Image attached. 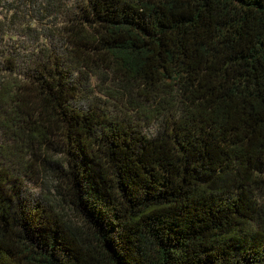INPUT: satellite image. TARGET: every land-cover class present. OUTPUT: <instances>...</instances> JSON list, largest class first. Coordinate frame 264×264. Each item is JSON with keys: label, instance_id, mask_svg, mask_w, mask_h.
Returning <instances> with one entry per match:
<instances>
[{"label": "trees", "instance_id": "trees-1", "mask_svg": "<svg viewBox=\"0 0 264 264\" xmlns=\"http://www.w3.org/2000/svg\"><path fill=\"white\" fill-rule=\"evenodd\" d=\"M0 264H264V0H0Z\"/></svg>", "mask_w": 264, "mask_h": 264}, {"label": "rangeland", "instance_id": "rangeland-1", "mask_svg": "<svg viewBox=\"0 0 264 264\" xmlns=\"http://www.w3.org/2000/svg\"><path fill=\"white\" fill-rule=\"evenodd\" d=\"M81 107H82V108H87V104H85V105H81ZM38 176H40V174H39ZM42 180H44V178H43V177H40V178H39V181H42ZM49 180H51V179H46V182H45L46 184H44V187H45L46 185L50 186V185H49V183H50ZM45 191H46V189H45Z\"/></svg>", "mask_w": 264, "mask_h": 264}]
</instances>
